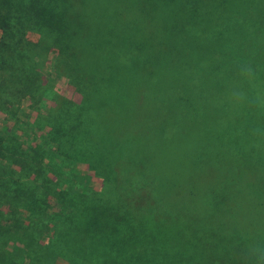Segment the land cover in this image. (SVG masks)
<instances>
[{
    "label": "rangeland",
    "instance_id": "374dc122",
    "mask_svg": "<svg viewBox=\"0 0 264 264\" xmlns=\"http://www.w3.org/2000/svg\"><path fill=\"white\" fill-rule=\"evenodd\" d=\"M205 1L197 31L186 28L179 42L170 34L167 38L155 34L168 32V21L167 10L155 8L153 0H102L96 5L97 14L109 18L110 23L125 12L135 11L136 25L147 27L150 33V57L146 66L136 62L135 71L130 72L132 84L126 78L129 71L115 58L99 54L102 42H96V53L84 47L82 56L76 58L73 65L81 67L87 80L106 71L112 74L114 86L106 84L104 92L94 93L90 103L99 115L92 127L98 133L92 137V148L99 152L92 156L102 157L106 163L138 167L139 156L148 158L153 169H145L144 174L138 168L135 175V182L143 187L136 201L144 187L148 188L146 183L163 180L169 202L180 205L184 220L197 228L199 246L214 264H264V108H258L252 99L234 102L228 95L237 84L247 88L243 74L248 65L256 70L258 83L264 85V0ZM146 14L150 22L145 21ZM156 35L161 41L158 46L153 44ZM25 38L32 47L50 44L45 34L34 30H26ZM50 46L41 64L35 66L38 80L34 90L41 92L40 98L21 96L0 109V131L17 135L24 151L34 148L40 154L36 159L44 171L32 169L27 174L36 182L24 181L47 185L36 194L24 190L26 197L0 199L4 216L8 205L16 202L18 216L33 225L32 236H25L15 222L0 220V227L6 228L2 229L5 237H0V264H72L81 223L67 204H73L72 209L78 212L83 210L80 198H72L73 192L90 195L91 203L106 216L108 206L123 204L118 186L123 176L128 186L127 169L102 168L92 156L75 152L80 148L76 137L88 136L83 131L88 123H81L80 130L72 134L69 124H78L74 118L78 110L79 117L85 118L79 106L88 90H77L69 70L55 65L56 49ZM153 76L155 82L150 80ZM178 89L181 101L176 96ZM127 90L131 94L128 103ZM137 91H147L154 102L160 98L173 129L165 128L162 122L153 132L143 123L144 108L150 111V104L138 111ZM126 104L127 119H119L120 110L111 112L113 128L104 130L108 107ZM152 116L148 117L150 123L154 122ZM188 146L194 147L195 162Z\"/></svg>",
    "mask_w": 264,
    "mask_h": 264
},
{
    "label": "trees",
    "instance_id": "16d2710c",
    "mask_svg": "<svg viewBox=\"0 0 264 264\" xmlns=\"http://www.w3.org/2000/svg\"><path fill=\"white\" fill-rule=\"evenodd\" d=\"M101 1L0 0V109H3L7 102H12L21 96H30L33 100L40 98L41 92L34 90L38 80L35 66L41 64L40 60L45 57L48 46L52 44L51 46L56 49L55 65L59 69L69 70L77 90H88L84 92L79 106L83 109L81 114L85 118L79 117L80 110H78L77 115L74 116L78 119V124H69V133L78 132L81 123H88L83 129L88 136L76 137V144L80 148H75V152L90 157L92 153L99 152L98 149L92 148L94 147L92 137L98 135L92 127L97 124L95 121L99 115L90 107V103L94 93L100 95L104 92L106 84L114 86L110 80L112 74H106V71L95 73L94 80H87L85 78L87 74L80 69L81 67L73 65L76 58L82 56L84 47L96 53L94 51V47L98 45L96 42H102L103 46L98 50L99 54L106 58H115L123 69L129 71L126 73V78L129 84H132L134 76L130 72L135 71L136 62L140 61V67L146 66L150 57V33L147 27L136 25L133 19L136 12L133 10L125 12L120 18L116 15L117 22L110 23L109 18L102 19L101 14L95 11L96 5ZM153 1L155 8L167 10L168 21V32L159 30L155 34H160L162 38H167L170 34L171 38L178 42L182 40L186 28L189 32L197 31L200 14L206 9L205 0ZM151 18L162 22L157 16ZM144 19L150 22V15L146 14ZM26 30L45 34L50 39V44L32 47L30 44L32 42L25 38ZM104 36L106 39H102ZM154 39L153 44L158 46L161 42L160 37L156 35ZM150 80L155 82L157 78L153 76ZM127 91L128 103L131 94L129 90ZM176 96L179 101L183 99L179 89L176 90ZM137 97L140 98L138 111L142 106L150 104V111L144 108L142 119L153 132L161 127L162 122L165 128L174 124L166 118L159 97L155 102L151 101L147 91L141 94L137 91ZM125 107L127 104L121 108L118 105L108 107L110 111L107 112L108 119L102 123L104 130L113 128L110 123L111 112L120 110L119 119L123 117L127 119L128 112ZM155 111H157L156 115ZM150 114L154 115L152 116L154 122L151 123L148 122ZM67 115L71 116L69 112ZM12 135L6 130L0 131V199L8 196L18 199L20 196L26 197L24 190L36 194L47 188L46 183L39 187L37 184L24 181L26 178L30 182H36L27 173L32 169L36 173H41L44 168L36 159L40 157L38 151L34 148L24 151L17 135ZM193 148L189 149L192 150L190 159L195 162L192 156ZM67 156L71 157V154ZM92 157L102 168L127 169L129 181L128 186H125L127 177L123 176V179L119 180L120 195L124 196L123 204L116 208L108 206L109 211L106 216L105 213L98 212L97 206L91 203L88 198L90 195L73 192L72 198H80L83 210L78 212L72 209L73 204H67L70 211L77 214L75 217L78 218L79 225L81 223V231L75 235L77 240L74 237L76 245L71 258L72 264H82L81 260L94 264H214V260L199 246L197 228L184 220L180 205L175 206L169 202L164 190L167 184L163 185V180L157 179L154 184L146 183L148 188L144 187L143 193L138 198L139 202L136 201L143 187H139L140 184L135 182V175L138 168H142L144 174L145 169L150 171L153 169L152 162L149 167L148 158L143 160L146 157L139 156L140 160L136 163L138 167L130 163H106L102 157ZM70 161L74 160L70 158ZM131 173L133 184L130 186ZM18 210L19 205L16 202L8 205L6 216L0 209L1 222L4 218L8 222H15L16 228L22 230L25 236H32V223L24 222L23 216H18ZM0 229V237H5V233L2 232V229H6L5 226H1ZM59 240L56 238L57 243Z\"/></svg>",
    "mask_w": 264,
    "mask_h": 264
},
{
    "label": "clouds",
    "instance_id": "9594fccd",
    "mask_svg": "<svg viewBox=\"0 0 264 264\" xmlns=\"http://www.w3.org/2000/svg\"><path fill=\"white\" fill-rule=\"evenodd\" d=\"M247 88L237 84L229 90L228 95L234 102H242L252 99L258 108H264V85L258 83L256 70L248 65L243 74Z\"/></svg>",
    "mask_w": 264,
    "mask_h": 264
}]
</instances>
